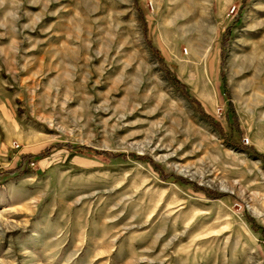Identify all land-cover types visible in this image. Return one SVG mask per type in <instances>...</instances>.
<instances>
[{"label":"rangeland","instance_id":"rangeland-1","mask_svg":"<svg viewBox=\"0 0 264 264\" xmlns=\"http://www.w3.org/2000/svg\"><path fill=\"white\" fill-rule=\"evenodd\" d=\"M195 1L0 0V264H264V0Z\"/></svg>","mask_w":264,"mask_h":264},{"label":"trees","instance_id":"trees-1","mask_svg":"<svg viewBox=\"0 0 264 264\" xmlns=\"http://www.w3.org/2000/svg\"><path fill=\"white\" fill-rule=\"evenodd\" d=\"M152 46V45H151ZM153 50L155 51V53L158 55L157 58H159V61L162 64L166 65V70H168L170 68V65L167 63H164V57L161 56L158 52L157 49L154 48V46H152ZM169 79L171 80V83L179 90H181V92L187 97V99H190L191 101H196V99L194 98V96L191 94V92L189 91L188 87H186L183 83H181L173 74V72H170L169 75ZM204 116H206L209 120H212V117L206 113H204ZM215 125L217 124L216 122H214ZM251 150H254L253 147H250ZM47 150H43L37 154L34 153H23L19 156L20 161L19 163H17L15 166L12 167H7L3 170H0V183L7 180L10 177L13 176H18V175H22L24 173L27 172H34V168L33 165L34 163L41 157H43L46 154ZM256 157L262 159L264 161V154H260L258 152H256L254 150ZM258 229L264 231L263 227L257 226Z\"/></svg>","mask_w":264,"mask_h":264},{"label":"crops","instance_id":"crops-1","mask_svg":"<svg viewBox=\"0 0 264 264\" xmlns=\"http://www.w3.org/2000/svg\"><path fill=\"white\" fill-rule=\"evenodd\" d=\"M15 95L12 93L10 87H8L5 79L0 73V131H4L6 124H11L16 115L14 107ZM0 135V140H1Z\"/></svg>","mask_w":264,"mask_h":264},{"label":"bare ground","instance_id":"bare-ground-1","mask_svg":"<svg viewBox=\"0 0 264 264\" xmlns=\"http://www.w3.org/2000/svg\"><path fill=\"white\" fill-rule=\"evenodd\" d=\"M188 2L191 3V4H194V3H196V4H198V5L200 4V3L196 2L195 0H188ZM189 3H188V4H189ZM200 6H201V8H203L202 6H204V5H200ZM182 7H183V6H182ZM181 9H182V8H181ZM176 13H177V12H176ZM262 38H263L262 40L264 41V36H263ZM263 41H262V42H263ZM259 42H260V41H259ZM260 44H261V43H260ZM255 55H256V54H255ZM262 61H263V60H262Z\"/></svg>","mask_w":264,"mask_h":264}]
</instances>
